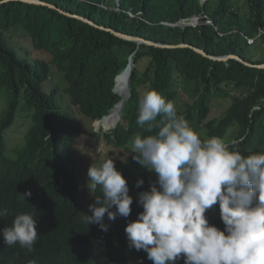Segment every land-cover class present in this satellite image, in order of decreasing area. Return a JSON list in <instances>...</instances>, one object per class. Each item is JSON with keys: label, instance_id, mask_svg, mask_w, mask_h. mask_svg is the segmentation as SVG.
<instances>
[{"label": "trees", "instance_id": "1", "mask_svg": "<svg viewBox=\"0 0 264 264\" xmlns=\"http://www.w3.org/2000/svg\"><path fill=\"white\" fill-rule=\"evenodd\" d=\"M35 1L41 4L0 0V209L9 212L0 218V229L11 226L17 213L34 212L39 233L31 252L18 244L7 247L0 233V264H10L14 251L26 264H153L145 251L129 247L125 227L143 211L138 193L149 190L157 175L149 176L135 154L114 160L133 197L130 216L109 221L105 214L107 232L96 224L87 225L84 216L92 215L88 206L102 193L98 187L86 201L88 184L76 164V144L85 131L61 109L58 90L44 89L52 76L51 65L67 81L65 93L71 104L94 123L110 115L121 101L114 90L116 78L134 54L130 97L117 127L104 133L108 144L129 153L137 134L158 130L148 133L147 126L137 124L139 104L149 90L173 102L177 114L194 126L201 139L225 140L232 134L243 154L264 151V69L235 58L209 57L233 55L253 65L264 64V58L254 60L248 54L254 44H264L260 34L264 0H246V15L242 0ZM196 17L199 24L182 27L181 22ZM207 18L213 24L203 23ZM12 30L29 35L37 51L51 54V62L19 56L8 40ZM113 31L154 45H138ZM122 80L118 77L117 88L126 85L127 80ZM219 98L231 105L223 116L210 120ZM163 119L158 116L155 123ZM17 125L25 128V134L20 143L10 146L9 135ZM138 179L144 180L140 188L135 187ZM27 191L31 196L23 199ZM205 215L210 225L224 229L218 204ZM175 264H184L183 258Z\"/></svg>", "mask_w": 264, "mask_h": 264}, {"label": "clouds", "instance_id": "2", "mask_svg": "<svg viewBox=\"0 0 264 264\" xmlns=\"http://www.w3.org/2000/svg\"><path fill=\"white\" fill-rule=\"evenodd\" d=\"M114 90L120 95L116 85ZM158 116L164 118L159 124ZM137 124L147 126L148 133L158 129L155 134H137L132 144L133 158L153 171L157 181L138 193L143 211L125 227L129 247L145 251L153 264H175L181 258L184 264H264V151L245 155L238 140L201 139L157 90L143 94ZM87 177L89 190L99 187L102 194L88 206L92 215L85 214L84 220L107 232L105 214L109 221L130 216L133 197L128 183L112 158L92 164ZM143 184L138 179L135 187ZM21 196L30 197L31 191ZM217 204L223 230L210 225L205 215ZM8 214L7 208L0 209V218ZM36 224L34 212L17 213L11 226L0 229L3 243L33 251ZM14 253L10 264H26Z\"/></svg>", "mask_w": 264, "mask_h": 264}, {"label": "rangeland", "instance_id": "3", "mask_svg": "<svg viewBox=\"0 0 264 264\" xmlns=\"http://www.w3.org/2000/svg\"><path fill=\"white\" fill-rule=\"evenodd\" d=\"M240 6L243 10L244 15H246L248 13V4L246 0H242ZM8 40L10 42L11 47L17 52L19 56L26 55L27 56L26 58H28L31 61L42 59L51 62L52 60V56L49 52L43 50L37 51L31 42L30 36L24 33L22 30H12L10 33H8ZM248 54L254 60L263 59L264 58L263 42L260 41L254 44L252 47H250L248 49ZM125 55L126 53H124V56ZM122 59H123L122 61L125 62V58ZM51 68H52V76L50 80L44 84V89L48 92H50L52 89L58 90V102L61 109L66 114L70 115L73 122L76 123L77 125H80L85 131L80 136L76 144L78 150L76 156V160H77L76 164L79 171L82 173L85 181L88 184L87 172L92 164L99 166L107 158H112L113 160H117V159L126 160L135 153L132 152L129 153L125 149H120L107 143V141L104 139V133L110 132L113 128L109 131H106L105 129L102 130L101 129L102 127L98 129L95 125V123L97 122L92 123L91 119H89L85 115H82L79 109H77L76 107H74V105L71 104L69 95L65 93V89L68 87V83L64 79L63 74L57 71L55 65L52 64ZM122 79H125V77L123 76ZM121 86L117 88L118 93L119 90L121 89ZM125 86L123 87V89L125 88ZM188 88L192 93L195 89V85L192 84ZM130 91L131 89L129 90L128 98L130 96ZM230 105H231V101H225L223 98H219L217 100L216 107L213 108L212 113L209 116V119L211 120L213 117L220 118L225 114V111L228 109ZM189 124L192 128H194V126L191 125V123ZM92 132L97 133L99 135V138L94 137L92 135ZM24 134H25V128L21 127V125H17L15 130L12 131L11 134L9 135L8 142L10 146L20 143V141L24 137ZM232 140H234L232 134L227 139H225V141L228 143H230ZM148 173L150 174L149 176L151 177L156 175L153 171L150 170L148 171ZM95 191L96 189L89 190L88 188L87 190L88 195L86 200L91 199Z\"/></svg>", "mask_w": 264, "mask_h": 264}, {"label": "water", "instance_id": "4", "mask_svg": "<svg viewBox=\"0 0 264 264\" xmlns=\"http://www.w3.org/2000/svg\"><path fill=\"white\" fill-rule=\"evenodd\" d=\"M28 1H29V2H33V3H37V4H41L40 1H35V0H28ZM206 1H207V0H202V4H204ZM44 5H46V4H44ZM51 7H53V6H51ZM197 18H198V17L193 18L191 24L197 25V23H198V22H197ZM80 19H82V20L85 21V22H89L88 20H86V19H84V18H81V17H80ZM90 23L93 24L92 22H90ZM181 25H182V26H187L188 24H187L186 22H182ZM113 33H114L116 36H119V37H121V38H123V39H125V40L134 41V42L138 43V45H141V44L154 45L152 42L146 41V40H144V39H142V38H139V37H132V36L124 35V34H122V33H118V32H115V31H113ZM155 45H156V46L165 47V46L162 45V44H155ZM197 51H198L199 53H201L202 55H204V56H208V55H207L204 51H202V50H197ZM132 56H134V54H132V55L130 56V58H131ZM209 57H211V58H213V59L223 60V61H226V60H228L229 58H235V59L241 61L242 63H244V64L247 65V66H250V67H257V68L264 69V64H261V65H253V64L247 63V62H245L244 60L240 59L239 57H236V56H233V55L225 56V57H212V56H209ZM130 58H129V59H130ZM127 67H128V66H127ZM135 67H136V64L134 63V66H133V69H132V71H131L130 78H129V87H130V89H131L132 76H133V73H134ZM126 69H127V68H126ZM126 69H125V70H126ZM125 70H124V71H125ZM124 71H123V72H124ZM123 72H122V73H123ZM122 73H121V74H122ZM121 74H120V75H121ZM120 75H119V76H120ZM126 101H127V98L122 97L121 101L118 103L117 106L120 105V107H121V111H122V109H123V107H124ZM117 106H116V107H117ZM116 107H115V108H116ZM106 117H108V116H106ZM106 117H104L103 119H105ZM103 119H102V120H103Z\"/></svg>", "mask_w": 264, "mask_h": 264}, {"label": "bare ground", "instance_id": "5", "mask_svg": "<svg viewBox=\"0 0 264 264\" xmlns=\"http://www.w3.org/2000/svg\"><path fill=\"white\" fill-rule=\"evenodd\" d=\"M195 17V16H194ZM191 19V18H190ZM183 27V26H182ZM133 58V57H132ZM132 58L130 59L129 61V67L119 76V79L121 81L122 80V77L124 76L125 79H127V82H126V86L124 89H120L119 90V93L122 97H125V98H128V93H129V90H130V87H129V78H130V74H131V71L133 69V66H134V60H133V63H132ZM129 77V78H127ZM120 112H121V107L120 105L117 106L113 111L112 113L106 117L105 119L99 121L96 123L97 126H100L102 127L103 129H105L106 131H109L111 130L112 128H114V126H116V124L118 123V121L120 120Z\"/></svg>", "mask_w": 264, "mask_h": 264}, {"label": "built area", "instance_id": "6", "mask_svg": "<svg viewBox=\"0 0 264 264\" xmlns=\"http://www.w3.org/2000/svg\"><path fill=\"white\" fill-rule=\"evenodd\" d=\"M120 0H118V2H119ZM199 18H197V24H199L200 22H199ZM183 22H185V21H183ZM182 23V22H181ZM187 23V22H186ZM192 23V20H191V22L190 23H187V24H191ZM203 23H208V24H213V22L209 19V18H207V21H205V22H203ZM191 25H194V24H191ZM260 34H264V31L263 30H261V32H260ZM250 43H254V41L253 40H250ZM117 83H118V81H116V88H117ZM96 127L98 128V129H100V126H97L96 125Z\"/></svg>", "mask_w": 264, "mask_h": 264}]
</instances>
